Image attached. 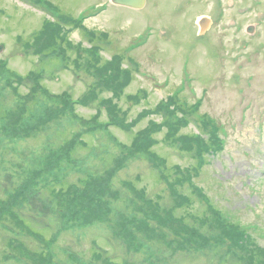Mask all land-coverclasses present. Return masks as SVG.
Wrapping results in <instances>:
<instances>
[{
    "label": "rangeland",
    "instance_id": "374dc122",
    "mask_svg": "<svg viewBox=\"0 0 264 264\" xmlns=\"http://www.w3.org/2000/svg\"><path fill=\"white\" fill-rule=\"evenodd\" d=\"M0 47V264H264V0H0Z\"/></svg>",
    "mask_w": 264,
    "mask_h": 264
},
{
    "label": "trees",
    "instance_id": "16d2710c",
    "mask_svg": "<svg viewBox=\"0 0 264 264\" xmlns=\"http://www.w3.org/2000/svg\"><path fill=\"white\" fill-rule=\"evenodd\" d=\"M2 65L6 66V63H2ZM44 90H45V92L47 91L46 89H44ZM47 92H49V91H47ZM166 103H167V106H175V107L182 108L181 105L179 104V102L177 101V99L174 98V97H171V102L170 103H168V102H166ZM193 107L197 109L196 106H193ZM191 109L194 112L196 111L192 107H191ZM202 120L204 122V125L202 126V134H194V135H192L194 137H198V140H199L198 141L199 142V148L197 150V155H198V158H199L198 160H199V164L200 165L203 164V162H204V154L206 153V151H209V152H211L213 150L216 151V149H217L216 146H218L219 143H220V141H219L220 132L218 131V128H217L218 126L216 124H214L216 122L213 121L211 117H208V118L207 117H203ZM154 123H156V122H154ZM160 125H161V123H157V127H159ZM152 126L155 127V124H152ZM150 131H152V129L149 128V130L147 131V134H149ZM192 136L189 137L188 140L189 139H193L194 137H192ZM203 136H205L206 138H204ZM151 138H153V137H151ZM169 140H171L172 143H174V144H177L180 141L178 138H173L171 136H170ZM151 153L156 155L152 150H151ZM173 169H174V172L177 173V175L175 177H173L174 180H170V178H169L171 176L169 174L170 173L169 169H167L166 172H164V174L167 175V179L170 180L171 182H174V184H180L181 182L184 181V178H186V176H183L182 173H178V171H181L183 169L182 168H181V170H179L178 168H173ZM204 197H207V196H204ZM150 200H153V199H150ZM209 201H210V199H209ZM154 204H156L157 206H154ZM178 207H180V206H173L172 209L176 210ZM155 209L161 210L163 208L161 207V204L158 201H154L153 200L151 210H155ZM160 212H162V211H160ZM187 216H189V215L184 214L183 219L187 220L188 219ZM227 227L230 230H234L235 229L236 231H239V233H240L239 235H242L241 233L244 234L246 232L245 230L240 229L239 227H237V225H235V224H231L230 223V224H228Z\"/></svg>",
    "mask_w": 264,
    "mask_h": 264
},
{
    "label": "water",
    "instance_id": "95a60500",
    "mask_svg": "<svg viewBox=\"0 0 264 264\" xmlns=\"http://www.w3.org/2000/svg\"><path fill=\"white\" fill-rule=\"evenodd\" d=\"M114 4L117 5H123V6H128V7H132V8H141L144 6L146 0H111ZM201 31H204L205 28L207 27V20L206 19H202L199 22ZM251 31V29H249ZM2 47H0L1 49Z\"/></svg>",
    "mask_w": 264,
    "mask_h": 264
}]
</instances>
